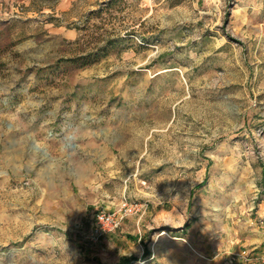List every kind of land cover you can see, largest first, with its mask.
Masks as SVG:
<instances>
[{"label": "rangeland", "instance_id": "rangeland-1", "mask_svg": "<svg viewBox=\"0 0 264 264\" xmlns=\"http://www.w3.org/2000/svg\"><path fill=\"white\" fill-rule=\"evenodd\" d=\"M262 255L264 0H0V264Z\"/></svg>", "mask_w": 264, "mask_h": 264}, {"label": "built area", "instance_id": "built-area-1", "mask_svg": "<svg viewBox=\"0 0 264 264\" xmlns=\"http://www.w3.org/2000/svg\"><path fill=\"white\" fill-rule=\"evenodd\" d=\"M133 206H122L116 210L99 209L93 216V223L90 228L88 237L96 241L100 237L111 233L119 227L124 216L133 212ZM262 264H264V255L260 256Z\"/></svg>", "mask_w": 264, "mask_h": 264}]
</instances>
